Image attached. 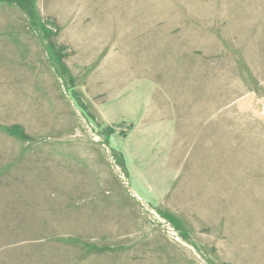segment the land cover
Here are the masks:
<instances>
[{
	"label": "rangeland",
	"instance_id": "374dc122",
	"mask_svg": "<svg viewBox=\"0 0 264 264\" xmlns=\"http://www.w3.org/2000/svg\"><path fill=\"white\" fill-rule=\"evenodd\" d=\"M0 264H264V0H0Z\"/></svg>",
	"mask_w": 264,
	"mask_h": 264
}]
</instances>
